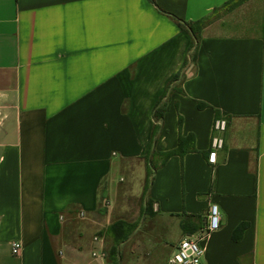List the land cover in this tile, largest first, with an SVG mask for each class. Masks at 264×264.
<instances>
[{
  "label": "crops",
  "instance_id": "1",
  "mask_svg": "<svg viewBox=\"0 0 264 264\" xmlns=\"http://www.w3.org/2000/svg\"><path fill=\"white\" fill-rule=\"evenodd\" d=\"M229 1L0 0V264H107L94 236L129 213L118 201L142 199L152 111L180 71L156 150L189 136L195 150L158 165L148 192L159 215L189 219L171 256L190 238L201 264H264V0L207 25L184 67L179 20ZM212 205L221 225L206 235Z\"/></svg>",
  "mask_w": 264,
  "mask_h": 264
},
{
  "label": "rangeland",
  "instance_id": "2",
  "mask_svg": "<svg viewBox=\"0 0 264 264\" xmlns=\"http://www.w3.org/2000/svg\"><path fill=\"white\" fill-rule=\"evenodd\" d=\"M228 12L229 9L219 10L217 14L212 15L209 20H207L206 26L217 22L221 15H227ZM179 88L180 83L174 84L172 87V89ZM151 158L156 166L159 165L161 161L160 157L153 155ZM147 168L148 165H146V172ZM144 179L146 183V176ZM129 197L130 196L126 195L125 200L123 199L122 201H118L117 205L118 208H122L125 204L131 205L129 209H127L128 206L124 207L125 210L122 209V212L125 213L128 211L129 213L126 212L127 214L124 215V218L120 219L125 220L127 223H134L136 225L134 232H137V235L135 238H133V232L129 240L119 246V264H170L169 259L173 249V242L175 240L181 239L182 235L187 234L181 229L183 220L189 219H178L161 216L153 210L152 204L149 207V212L151 215L144 214L142 210L145 208L144 203L147 198L144 199L143 194L142 199H137L136 196H134L132 198L130 197L129 200ZM163 220H173V224L169 229L168 234H165V231H161ZM114 221L116 220H107L106 227L102 228L94 236V240L95 237H99V241H101V237L105 243L107 242L110 245L108 248L106 247L107 249L105 248V250H103V252L106 254L107 264H113L108 259L109 249L113 244V240L106 234V230Z\"/></svg>",
  "mask_w": 264,
  "mask_h": 264
},
{
  "label": "trees",
  "instance_id": "3",
  "mask_svg": "<svg viewBox=\"0 0 264 264\" xmlns=\"http://www.w3.org/2000/svg\"><path fill=\"white\" fill-rule=\"evenodd\" d=\"M154 4V0H151ZM247 0H231L227 2L224 6L221 7V9H233L234 7H237ZM220 9V10H221ZM219 11V10H218ZM217 12V11H216ZM215 13V12H214ZM212 15L201 19L197 22H184L179 20V26L181 27L182 30L187 31L191 36H192V43L189 48V53L187 60L185 62V66H187L189 63H194L196 60L197 56V49L199 45V41L202 37V32L206 27V22L209 20V18ZM185 79V74L180 71L174 78L173 80L169 83L168 87L166 88L165 92L163 95L160 97L158 100L157 104L155 105L153 111H152V117L155 123L154 130L152 133V143H151V148L150 152L147 156L144 157L146 165H148L147 172H146V183L144 186V191H143V197L144 199L147 198V200L144 203V209L142 210L144 214H150L149 212V207L153 203L149 197H148V192L150 189V186L153 181V174L154 171L157 170L158 165L156 166L153 163L152 156H158L161 158V161L159 165H164L168 159H170L173 156H184L186 153L195 150L194 147V137L189 136L186 138H180L178 147L174 150L167 151V152H158L156 150V142L158 140V137L162 131V125H163V120H164V114L166 111V106L168 103V100L171 96L172 93L175 92H181V88L179 89H172L174 84L182 83L183 80ZM200 107H203V104L200 105ZM192 141V144L189 145V142ZM186 218L183 219H188L187 216H184ZM197 220H201V217H194ZM200 226H202L200 224ZM136 225L134 223H127L125 220L118 219L114 221L106 230V234L113 240V244L111 245L108 253V259L110 262L113 264H119L118 260L120 258V250L119 246L126 241L129 240L130 236L134 232ZM189 227L188 225V220H183L182 222V229L184 232L187 231V228ZM247 228L246 224L240 225L234 232V239L238 240L244 230Z\"/></svg>",
  "mask_w": 264,
  "mask_h": 264
},
{
  "label": "built area",
  "instance_id": "4",
  "mask_svg": "<svg viewBox=\"0 0 264 264\" xmlns=\"http://www.w3.org/2000/svg\"><path fill=\"white\" fill-rule=\"evenodd\" d=\"M227 124L224 120H217L214 123L215 132H224L226 130ZM222 139L216 135L212 137L211 148L208 156V162L214 164L217 158V151L222 147ZM209 223L205 230V234L208 235L211 232H214L220 228L221 217L219 214L218 207L212 205L209 209ZM95 240L98 241L99 237H95ZM22 249L20 242H14L12 244V253L18 255ZM94 257L101 258L107 261L106 254L104 252L94 251ZM203 256V249L200 246L199 240H194L190 238L183 239L174 253L169 259L170 264H201V258Z\"/></svg>",
  "mask_w": 264,
  "mask_h": 264
}]
</instances>
